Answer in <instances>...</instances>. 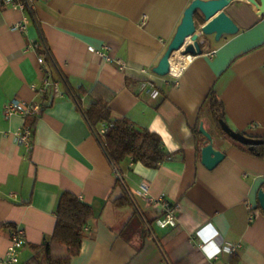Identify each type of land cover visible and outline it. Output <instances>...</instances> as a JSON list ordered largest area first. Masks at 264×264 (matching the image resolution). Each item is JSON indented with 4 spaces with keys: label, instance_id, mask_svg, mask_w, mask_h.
Masks as SVG:
<instances>
[{
    "label": "crops",
    "instance_id": "crops-1",
    "mask_svg": "<svg viewBox=\"0 0 264 264\" xmlns=\"http://www.w3.org/2000/svg\"><path fill=\"white\" fill-rule=\"evenodd\" d=\"M191 1L33 0L23 11L0 4V264L16 230L25 236L20 263L44 264L63 192L93 211L70 264H264V160L214 122L207 100L213 93L221 102L231 133L264 138V9L255 22L245 0L233 1L225 11L238 32L201 38L202 54L159 77L153 68ZM36 42L52 69L38 64ZM97 86L113 94L112 120L157 134L166 161L150 169L127 159L115 172L70 97ZM13 99L39 102L42 113L6 118ZM200 123L225 154L212 170L200 163ZM25 125L29 149L16 140ZM161 197L177 209L175 227L157 224ZM225 244L238 248L209 258Z\"/></svg>",
    "mask_w": 264,
    "mask_h": 264
},
{
    "label": "trees",
    "instance_id": "trees-1",
    "mask_svg": "<svg viewBox=\"0 0 264 264\" xmlns=\"http://www.w3.org/2000/svg\"><path fill=\"white\" fill-rule=\"evenodd\" d=\"M195 20L203 22L201 16L197 14ZM35 44L38 57H42L46 64L52 62L48 48L42 42ZM52 65V63L48 65L50 69ZM77 93L74 90L70 91V97L118 175L121 174L120 164L127 159L150 169H156L168 159L169 155L163 150L161 138L157 134L146 129H136L126 119L112 120L109 103L113 94L104 87L97 86L90 91L79 88ZM82 96L91 99L90 105L85 109L80 101ZM207 100L212 119L223 130L221 102L213 93H209ZM99 127H107V131L99 133ZM236 140L243 145V149L264 160V138L258 139L241 134ZM115 202L117 205H123L128 199L125 201L117 199ZM55 216L53 233L44 247V264H70L71 259L80 252L84 228L92 219L93 211L75 195L63 192L59 197Z\"/></svg>",
    "mask_w": 264,
    "mask_h": 264
},
{
    "label": "water",
    "instance_id": "water-1",
    "mask_svg": "<svg viewBox=\"0 0 264 264\" xmlns=\"http://www.w3.org/2000/svg\"><path fill=\"white\" fill-rule=\"evenodd\" d=\"M233 1L235 0H192L188 7L184 9L181 23L163 56L153 68V72L159 77L169 75L170 58L174 52H178L183 56L202 54L201 38L213 36L215 41H219L223 36L236 34L239 28L225 11V8ZM245 2L255 12L253 21L260 20L262 9H264V0H259L260 6L255 4L253 0H245ZM196 14L200 15L203 20L201 25H197ZM222 128L226 134H232L235 139H238L239 135L231 133L225 125ZM198 131L205 139L204 145L200 149V163L207 170H212L224 160L225 154L214 147L213 138L203 128L202 123H200ZM257 200L260 210L264 212V191L262 189L258 191Z\"/></svg>",
    "mask_w": 264,
    "mask_h": 264
},
{
    "label": "built area",
    "instance_id": "built-area-1",
    "mask_svg": "<svg viewBox=\"0 0 264 264\" xmlns=\"http://www.w3.org/2000/svg\"><path fill=\"white\" fill-rule=\"evenodd\" d=\"M33 0H0V4H2L5 7H9L12 9L17 10H25L27 6L32 2ZM29 24V20L24 19L22 23H19L16 25V27L20 30L27 27ZM31 47L36 50V44H31ZM171 59V58H170ZM37 62L39 65H43L44 61L42 57L37 58ZM177 73L173 72L171 69L170 64V75L175 76ZM45 86V85H44ZM52 89L55 93L58 92V85L55 83H51ZM34 88V86H33ZM44 88V87H43ZM40 91H43L40 89ZM42 105L39 102L34 103H26L23 101H19L16 99H13L4 107V116L6 118L13 116V115H20L24 118L28 117H38L42 112ZM107 131V127H102L101 133H104ZM32 136L33 131L30 126H24L18 133V139L17 142L20 145H24L26 148H31L32 143ZM158 202L160 204V208L163 211V214L160 218L157 219V224L161 228L166 227H175L177 225L178 219H177V209L174 207L169 201L164 199V197H161L158 199ZM202 231V230H201ZM201 231L197 232L198 238L203 239V236L201 234ZM25 244V236L23 230H16L13 231L10 234L9 237V247L6 249L5 256L3 258L4 264H21L20 262V250ZM202 249L207 250L203 243L200 245ZM238 248L237 245L232 244H225L223 246H220L219 248L216 247L215 251L212 253H209L208 256L210 259H215L216 256L222 252L225 253H232Z\"/></svg>",
    "mask_w": 264,
    "mask_h": 264
},
{
    "label": "bare ground",
    "instance_id": "bare-ground-1",
    "mask_svg": "<svg viewBox=\"0 0 264 264\" xmlns=\"http://www.w3.org/2000/svg\"><path fill=\"white\" fill-rule=\"evenodd\" d=\"M190 60V56H183L178 52H174L170 59L171 69L178 73L182 66Z\"/></svg>",
    "mask_w": 264,
    "mask_h": 264
}]
</instances>
